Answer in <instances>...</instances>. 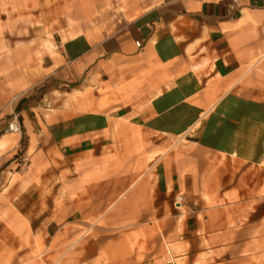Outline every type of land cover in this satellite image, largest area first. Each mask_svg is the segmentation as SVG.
<instances>
[{"label":"crops","instance_id":"1","mask_svg":"<svg viewBox=\"0 0 264 264\" xmlns=\"http://www.w3.org/2000/svg\"><path fill=\"white\" fill-rule=\"evenodd\" d=\"M74 15L43 72L57 86L17 107L19 133L0 122V264L77 247L85 216L67 202L113 197L120 171L138 208L90 217L113 219L108 235L127 221L123 245L91 243L90 264H264V0L91 1ZM181 136L188 149L149 169L164 146L149 140ZM138 169L154 178L131 181Z\"/></svg>","mask_w":264,"mask_h":264},{"label":"rangeland","instance_id":"2","mask_svg":"<svg viewBox=\"0 0 264 264\" xmlns=\"http://www.w3.org/2000/svg\"><path fill=\"white\" fill-rule=\"evenodd\" d=\"M91 1L104 2V0H0V95L3 98L0 122L7 121L2 123L5 124L6 130L9 122L13 120L14 116H17L18 106L23 107L28 101L38 95L42 96L46 91L57 86L59 78L55 74L43 73L46 63L49 61L47 58L57 52L60 37L65 38L66 29L64 26L73 19L80 4ZM123 2L124 0H113L115 8L118 10H122ZM114 13L117 16L121 11ZM189 140L184 136L150 139L151 146L160 142H163L164 146L162 154L148 162L149 169L153 168V165L161 158L163 162H167L171 150L186 151L190 146ZM152 157L153 154L145 156L147 161ZM137 159L138 156H131L127 162L133 165L137 163ZM149 169L132 171L131 181H135L144 173H150V176L152 175L151 177L154 178V171L149 172ZM121 173L122 171L116 172L113 197H108L107 189L104 188L92 197L85 196L86 202H67L68 213L75 212L77 216H85L82 221H78L83 224L81 228L85 232L80 235L77 247L72 239L65 250L51 249L45 256L48 258V264H90L96 253L92 250L91 243L97 244L99 240L107 237H115L123 245L124 240H127L125 235L127 228H124L127 221L114 219V223H121L119 225L121 228L116 233L108 235L103 233V230L112 228L108 223H111L113 219L107 220V218L100 217L95 220L90 218L102 216L108 211V216L117 217L121 216L123 211L138 208V203H125L123 194L128 182L121 181V176L118 175ZM177 202L179 203V201ZM175 205L173 208L177 211L179 204Z\"/></svg>","mask_w":264,"mask_h":264},{"label":"built area","instance_id":"3","mask_svg":"<svg viewBox=\"0 0 264 264\" xmlns=\"http://www.w3.org/2000/svg\"><path fill=\"white\" fill-rule=\"evenodd\" d=\"M233 2H237V0H233ZM136 45L139 46V42H136ZM7 130L13 133H19L20 132V125L18 123L17 116H14L13 120L9 122L7 126Z\"/></svg>","mask_w":264,"mask_h":264}]
</instances>
